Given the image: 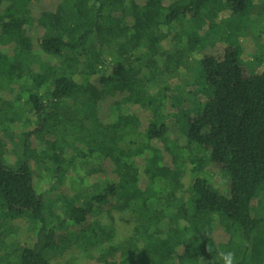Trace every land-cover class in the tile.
<instances>
[{
	"label": "trees",
	"instance_id": "16d2710c",
	"mask_svg": "<svg viewBox=\"0 0 264 264\" xmlns=\"http://www.w3.org/2000/svg\"><path fill=\"white\" fill-rule=\"evenodd\" d=\"M41 1L0 0V264H264L254 1Z\"/></svg>",
	"mask_w": 264,
	"mask_h": 264
},
{
	"label": "rangeland",
	"instance_id": "374dc122",
	"mask_svg": "<svg viewBox=\"0 0 264 264\" xmlns=\"http://www.w3.org/2000/svg\"><path fill=\"white\" fill-rule=\"evenodd\" d=\"M254 6L251 7V11L248 14L249 15V24L251 27H248L247 35L242 36L240 38V47L242 48V54H241V60L247 64V66L251 65L254 61V58L256 57V53H262V45H264V0H253ZM44 0L41 1V4H43ZM233 14L225 10L220 14V18L227 19L232 18ZM226 47V44L222 41L217 42L214 47L211 50H208V52L213 53L215 56H221L223 53L224 48ZM264 48V47H263ZM262 50V51H261ZM203 54L196 53L194 54L195 58H201ZM255 56V57H254ZM264 71V65H260L257 69V73H262ZM168 83L173 87L176 84H180V81L175 77L172 76L171 79L168 81ZM181 98L185 99L186 95H181ZM10 161L14 160L12 156L9 157ZM13 162V161H12ZM41 175L36 178V186L39 193L43 195L44 199V205H48L50 201L54 200L55 195L57 193V181H52L50 179V176L45 174L43 171L40 173ZM218 177V178H217ZM216 178L213 179V184L215 188H218L220 190H224L225 188V180L222 175H218ZM183 182L185 184V187L188 188L190 183V174L188 169L186 170L183 178ZM69 183V177L65 178L64 181V187L67 188ZM56 207L59 206V203L55 204ZM252 206L255 208L256 212L259 213L264 212V192H261L259 196L253 200ZM115 217V228H116V234L117 239L122 240L125 239V237L129 236L131 234L132 225L129 224V218L130 213H120L118 211H115L114 213ZM191 216H189L190 218ZM186 218L182 220V225H186L189 223L190 219ZM94 220L93 217L89 218V222ZM21 224L23 221H19ZM11 220H8L5 222L6 225H10ZM19 224V226L21 225ZM59 256H53L51 259L52 264H58L60 262ZM84 263V262H83ZM87 264V262H85Z\"/></svg>",
	"mask_w": 264,
	"mask_h": 264
}]
</instances>
